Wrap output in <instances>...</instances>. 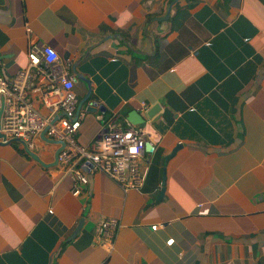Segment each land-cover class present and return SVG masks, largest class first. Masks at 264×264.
<instances>
[{
	"label": "crops",
	"instance_id": "obj_1",
	"mask_svg": "<svg viewBox=\"0 0 264 264\" xmlns=\"http://www.w3.org/2000/svg\"><path fill=\"white\" fill-rule=\"evenodd\" d=\"M32 43L59 54L77 105L90 90L78 145L133 127L149 150L124 191L62 163L67 142L46 133L0 143V264H264V0H0V76ZM106 218L118 227L102 244Z\"/></svg>",
	"mask_w": 264,
	"mask_h": 264
},
{
	"label": "built area",
	"instance_id": "obj_2",
	"mask_svg": "<svg viewBox=\"0 0 264 264\" xmlns=\"http://www.w3.org/2000/svg\"><path fill=\"white\" fill-rule=\"evenodd\" d=\"M27 57V67L13 78L0 76V143L16 140L28 150L33 146L31 137L46 131L52 138L67 142L58 157L62 163L73 157L80 158L83 165L90 167V172L107 175L124 191L137 188L143 179L139 159L146 143L144 132L133 127L121 129L111 126L100 134L94 150H85L72 137L83 116L80 111L77 113L74 78L68 75L59 54L48 45L32 43ZM38 77L42 82H36ZM27 89L50 96L49 100L43 97L50 115L39 113ZM58 110L61 114L55 118ZM132 147L138 149L136 154L129 151ZM72 179L75 187L88 182L86 173L79 169L72 170ZM116 227L118 225L113 219L106 218L97 226L96 237L102 244L112 242L113 228Z\"/></svg>",
	"mask_w": 264,
	"mask_h": 264
},
{
	"label": "water",
	"instance_id": "obj_3",
	"mask_svg": "<svg viewBox=\"0 0 264 264\" xmlns=\"http://www.w3.org/2000/svg\"><path fill=\"white\" fill-rule=\"evenodd\" d=\"M90 96V90H88L87 94L84 96V98L79 102V104L77 105V113L80 111V108H81V105L84 101H86L88 99V97ZM93 108H91L90 110H92ZM160 109V105L159 104H155L151 109L150 111L147 113V116L148 117H152L154 114H156ZM1 112V110H0ZM128 120L132 123V124H138V123H141L143 122L144 120L142 118H140V116L136 113V112H131L129 115H128ZM46 131H43V133H45ZM43 135V134H42ZM63 144V142H62ZM63 146V145H62ZM178 148V147H177ZM149 150L148 149V142L145 143V148H144V151H147ZM60 150H58V152L56 153L55 155V159L57 161V156H58V153H59ZM84 170L86 172H89L90 171V167L89 166H84L83 167ZM162 196V194H160V197ZM82 224V222H80L77 226L80 227V225ZM76 228V229H77Z\"/></svg>",
	"mask_w": 264,
	"mask_h": 264
},
{
	"label": "clouds",
	"instance_id": "obj_4",
	"mask_svg": "<svg viewBox=\"0 0 264 264\" xmlns=\"http://www.w3.org/2000/svg\"><path fill=\"white\" fill-rule=\"evenodd\" d=\"M145 148V147H144ZM129 151L131 152V153H133V154H136L137 152H138V149L137 148H135V147H132V148H130L129 149ZM144 152V151H143ZM171 243V242H170Z\"/></svg>",
	"mask_w": 264,
	"mask_h": 264
}]
</instances>
